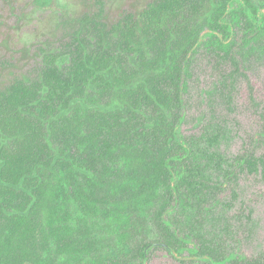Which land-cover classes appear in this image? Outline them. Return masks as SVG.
<instances>
[{
  "label": "trees",
  "instance_id": "1",
  "mask_svg": "<svg viewBox=\"0 0 264 264\" xmlns=\"http://www.w3.org/2000/svg\"><path fill=\"white\" fill-rule=\"evenodd\" d=\"M70 23L59 46L40 47L35 75L0 85V264H137L152 246L264 264L202 232L213 173L231 180L221 131L178 133L191 59L207 47L237 69L240 45L263 51L264 0H147ZM235 160L264 181V156Z\"/></svg>",
  "mask_w": 264,
  "mask_h": 264
},
{
  "label": "rangeland",
  "instance_id": "2",
  "mask_svg": "<svg viewBox=\"0 0 264 264\" xmlns=\"http://www.w3.org/2000/svg\"><path fill=\"white\" fill-rule=\"evenodd\" d=\"M147 0H0V85L37 71L40 47L59 46L71 30L70 20L103 8L108 19L141 8ZM238 29L237 43H241ZM236 69L201 47L188 68L181 137L201 138L205 131H221L215 150L228 160L229 179L214 172L218 193L209 201L202 232L221 246L222 254L257 258L264 254V181L261 172L248 173L235 160L252 150L264 156V50L240 45ZM202 145H206L203 142ZM176 212H174V215ZM183 211L176 217L186 219ZM153 239V235H151ZM187 248L197 247L193 238ZM182 256H187L184 248ZM137 264H208L202 258L179 260L166 248L152 246L145 262Z\"/></svg>",
  "mask_w": 264,
  "mask_h": 264
}]
</instances>
